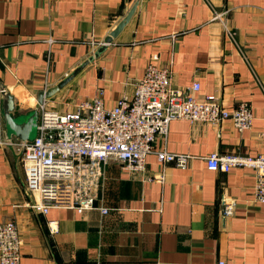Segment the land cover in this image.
<instances>
[{
  "label": "crops",
  "instance_id": "1",
  "mask_svg": "<svg viewBox=\"0 0 264 264\" xmlns=\"http://www.w3.org/2000/svg\"><path fill=\"white\" fill-rule=\"evenodd\" d=\"M133 2L0 0V88L13 98L10 114L35 110L39 91L90 58L44 99L48 107L69 111L98 91L110 107L132 93L148 64L170 63L175 87L185 90L196 81V98L213 94L226 109L245 101L251 125L239 132L227 120L170 121L152 149L190 155L184 169L160 164L153 153L145 156L144 172L125 171L109 158L96 201L105 214L34 212L16 152L0 148V221L17 225L20 264H264V204L252 198V170L210 171L203 159L213 151L264 154V0H139L125 26L94 56L101 45L90 42H103ZM213 9L227 13L213 20ZM158 174L160 179L146 180ZM231 201L232 214L222 217Z\"/></svg>",
  "mask_w": 264,
  "mask_h": 264
},
{
  "label": "built area",
  "instance_id": "2",
  "mask_svg": "<svg viewBox=\"0 0 264 264\" xmlns=\"http://www.w3.org/2000/svg\"><path fill=\"white\" fill-rule=\"evenodd\" d=\"M226 13L213 9L211 19L221 20ZM222 27L224 35L234 42V32L225 22ZM151 58L157 60V55ZM197 90L196 81L185 90L175 87L170 63H150L134 82L132 93L121 95L110 107L103 104L99 91L69 111L48 107L42 100L35 106L34 136L12 140L0 135V148L9 146L16 152L24 190L34 196L29 204L34 212L45 214L50 208H69L77 213L96 209L105 214L107 208L96 201L103 166L109 158L119 161L120 168L128 172H144L145 156L149 153L162 165L171 163L186 168L190 155L152 149L154 140L165 136L170 121L217 124L227 120L239 132L250 127L253 115L247 102L239 101L226 109L213 94L196 98ZM203 159L210 171L251 169L252 198L264 204V154L241 156L213 151ZM160 177L151 175L146 180ZM233 206V201L226 203L220 210L221 216L231 215ZM50 224L48 228L53 231ZM20 257L21 240L15 221H0V264H20Z\"/></svg>",
  "mask_w": 264,
  "mask_h": 264
},
{
  "label": "water",
  "instance_id": "3",
  "mask_svg": "<svg viewBox=\"0 0 264 264\" xmlns=\"http://www.w3.org/2000/svg\"><path fill=\"white\" fill-rule=\"evenodd\" d=\"M138 1L139 0H134V2L130 6V8L126 11L124 16L117 22L114 28L108 33L106 38L103 40V44L94 53V56L97 55V53L100 52L105 47V45L111 41L112 38H115V36L119 33V31L125 26V24L131 18L137 6ZM89 60L90 58L87 59L85 62H83L81 65L74 68L72 72H70V74L59 80L55 85L45 90L39 91L36 95L37 103H41L42 100L50 97L60 88L65 86ZM0 92L2 93L1 95L3 101V106H2L3 121L5 125L4 137L8 139L10 135H13L16 137V139L19 140L31 139L35 133L36 111L32 110L28 113H21L17 115L10 114V111L13 108V98L11 97V95L5 92L3 88H0Z\"/></svg>",
  "mask_w": 264,
  "mask_h": 264
}]
</instances>
